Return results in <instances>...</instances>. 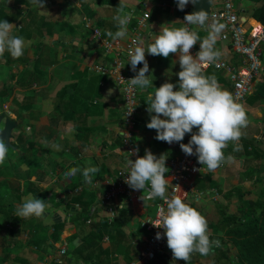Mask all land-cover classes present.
Here are the masks:
<instances>
[{
    "label": "crops",
    "instance_id": "obj_1",
    "mask_svg": "<svg viewBox=\"0 0 264 264\" xmlns=\"http://www.w3.org/2000/svg\"><path fill=\"white\" fill-rule=\"evenodd\" d=\"M145 1L125 0V11L132 12L127 35L113 40L106 32L118 30L113 17L120 0H45V9L33 6L31 0H0V21L12 23L10 35L22 37L25 42L20 58H13L8 51L0 56V67L6 72L0 93L8 96L4 106L8 102V112L20 122L19 143L14 148L18 154L10 159L9 156L4 171H0L4 183L0 188V264H58L62 248H67L62 264H131L145 247L148 232L142 223L155 216L160 199L149 201L145 207L140 199L143 190H135L132 199L103 201L109 180L127 167L122 139L125 102L112 75L91 70L94 65L111 63L114 58L100 41L93 39L92 33L100 30L116 48L123 50L138 20L148 11L150 17L139 29L145 47L164 26H189L201 38L207 35L203 28L183 22L185 15L193 12L190 2L181 11L175 2L147 0L145 8ZM222 4L223 0H214L212 8L220 9ZM237 4L248 24H262L247 14L251 3L237 0ZM224 31L226 28L215 48L221 51L220 58L240 67L242 56L233 50L230 41L222 39ZM199 47L198 41L191 53ZM146 59L152 84L143 90L139 88L136 140L144 153L150 150L157 157L166 154L167 159L181 156L180 143L159 141L155 138L156 130L146 126L151 119L146 111L147 95L165 82H172L174 90H179V54L165 58L146 52ZM141 67L143 64L138 65L137 72ZM204 74H214L221 88L233 94V82L226 71L210 69ZM71 83L74 85L58 98V92ZM245 105L248 125L241 129L240 140L229 142L224 149L225 157L230 155L232 159H225L214 172L207 170L195 178L196 190L202 193L199 200L183 186L181 198L195 204L207 219L210 240L215 242L207 256L193 253L190 264H239L237 257L229 260L234 259L235 247L225 234V229L236 221H222L227 215L240 218L249 203L256 207L255 211H260L264 204V180H256V176H264V101ZM196 131L194 128L193 132ZM190 136L191 133L186 134L182 143ZM237 143L240 150L235 151ZM89 166L99 168L91 184L84 181L82 174ZM166 166L168 193L172 179L167 160ZM74 167L81 171L66 176ZM28 198L44 201L42 216L24 220L15 216L17 206ZM126 206L130 217L126 223L114 225L116 214ZM145 264L188 262L174 260L167 248L165 254Z\"/></svg>",
    "mask_w": 264,
    "mask_h": 264
},
{
    "label": "clouds",
    "instance_id": "obj_2",
    "mask_svg": "<svg viewBox=\"0 0 264 264\" xmlns=\"http://www.w3.org/2000/svg\"><path fill=\"white\" fill-rule=\"evenodd\" d=\"M179 10L183 11L190 0H176ZM197 0H191L196 4ZM33 6L45 9V0H31ZM125 0H120L117 15L113 17L117 31H107L106 35L113 40L123 39L127 35V25L132 18V12H126ZM210 21V22H209ZM186 25L203 28L207 35L201 38L197 31L182 27H161L159 35L153 37V42L146 47L143 41L133 40L134 48L129 50V62L136 75L129 79L132 86H139L141 90L149 88L152 81L148 79L149 64L146 52L153 56L169 57L179 54L180 71L179 90H174L172 82H165L150 92L146 101V111L151 119L147 128L156 130V139L172 144L180 143L181 150L187 155H197L198 163L214 172L227 160L224 149L229 142H238L242 136V128L248 125L247 113L244 106L237 103L230 91L221 88L216 76L204 74V69L212 64L219 67L218 61L222 56L215 48L217 39L225 28L214 15L208 11L199 10L187 13L183 19ZM13 24L4 19L0 21V56L8 51L13 58H20L24 54V39L10 35ZM200 42L199 51L193 56L191 49ZM143 64L137 72V66ZM112 90H109L111 94ZM196 128L198 131L193 132ZM191 133L188 143H182L186 134ZM8 145L0 135V164H3L8 152ZM235 151L240 150L238 143ZM138 151V150H137ZM167 156L157 157L150 150L135 160L128 158L129 169L125 183L133 190H143L140 199L146 207L149 201L161 199L166 207L158 209V219L151 223L156 228H162L163 234L157 232L156 238L162 235L167 238V246L172 252L174 260H184L190 264L192 254L199 253L207 256L214 245L208 234L207 219L194 207L186 203L181 196L166 195L168 181L165 175ZM201 170V169H200ZM79 168H72L66 176H74ZM98 167L89 166L82 170L84 181L92 183L93 174ZM123 175V174H121ZM45 203L39 198H28L17 206L15 216L24 219L40 217L45 210Z\"/></svg>",
    "mask_w": 264,
    "mask_h": 264
},
{
    "label": "built area",
    "instance_id": "obj_3",
    "mask_svg": "<svg viewBox=\"0 0 264 264\" xmlns=\"http://www.w3.org/2000/svg\"><path fill=\"white\" fill-rule=\"evenodd\" d=\"M237 0H223L222 8L213 9L210 15H214L220 23L225 25L227 31L221 35L223 40L231 42L235 52L242 56V65L235 66L226 59L220 58L218 61L219 67L212 64L205 68L206 72L210 69H218L226 71L231 81L233 82V98L237 103L243 106L247 102L248 97L255 89V81L261 76L264 69L263 62V46H264V24L255 23L248 24L247 20L241 16L239 9L236 6ZM143 7H148L147 0L143 3ZM150 13L145 11L142 17L138 20V26L133 34L129 37L126 46L123 50L116 48L114 43L108 39L100 30H94L92 33L93 39L100 41L107 53H113L114 58L111 63L94 65L91 70L101 75H112L121 88L124 96V130L122 132L123 145L128 158L135 160L137 155L143 156L145 153L138 144L135 133L137 129V114L139 111V86H132L129 79L136 75L133 72L129 62V50L134 48L133 40L138 43L141 41L139 29L146 25ZM190 29V27L188 26ZM199 51L194 49L193 55ZM138 67V66H137ZM137 71V70H136ZM191 136L187 139L189 142ZM138 150V151H137ZM172 186L166 194L171 196H181L183 186L185 191L191 194L195 200H199L202 196L201 192L196 190L195 178L200 174L207 172L206 167L198 163L197 155H187L182 152L181 156L169 157L167 159ZM201 169V170H200ZM129 169L127 167L118 170L117 174L108 182V187L103 193V201L106 203L113 202L120 197L132 199L134 191L125 183V178ZM123 174V175H121ZM215 193H218L215 191ZM123 207V204H120ZM166 207L160 199L157 203V211L154 217L147 218L142 225L148 232V241L144 248L139 250L137 257L131 264H145L155 260L159 255H163L167 251V238L162 235L161 239L156 238L157 232L163 234L162 228H156L152 222L158 219V209ZM67 253V248H62L58 254L57 263L62 264L64 255Z\"/></svg>",
    "mask_w": 264,
    "mask_h": 264
},
{
    "label": "trees",
    "instance_id": "obj_4",
    "mask_svg": "<svg viewBox=\"0 0 264 264\" xmlns=\"http://www.w3.org/2000/svg\"><path fill=\"white\" fill-rule=\"evenodd\" d=\"M246 1L252 4L247 14L249 13L250 16L254 17L262 24H264V0H246ZM263 62H264V54H263ZM256 80H257V89L252 94H250V96L247 99V102L251 105L257 102L264 101V69L262 71L261 76L258 77ZM72 85L74 84L71 83L65 85L58 92V98H62ZM0 95H1L0 103L3 105L8 100V96H3L2 93H0ZM56 106L57 107L59 106V102L57 103ZM18 125H20V122L18 123ZM19 138H20V133L17 136L18 142H19ZM247 148L248 145H246V149ZM186 203L196 208L195 204L191 202H186ZM247 208L248 209L246 211L242 212L240 218L239 216H235V215H227L224 218L225 220L222 221L223 223H227V224L231 223L232 221H236V224L234 226L225 229L226 236L230 240H232L234 245L233 247H235L234 259H231L230 257L229 260L233 261L235 260V257H237L238 261L241 262L242 264H264V204L261 206L259 212L255 211L256 207L252 205V203H249ZM130 215L131 212L128 206L124 207L122 211L116 214L113 220V224L116 225L123 222L126 223V219H128ZM238 220L240 221L237 222ZM106 223H108V221ZM228 248L230 249V246H228Z\"/></svg>",
    "mask_w": 264,
    "mask_h": 264
},
{
    "label": "water",
    "instance_id": "obj_5",
    "mask_svg": "<svg viewBox=\"0 0 264 264\" xmlns=\"http://www.w3.org/2000/svg\"><path fill=\"white\" fill-rule=\"evenodd\" d=\"M176 2V0H158ZM191 3V0H190ZM214 0H197L196 4H192L193 11L205 10L211 14ZM18 126V120L12 116L7 110L0 112V135L5 139V143L12 147L11 138L14 136L13 131ZM17 147V146H14Z\"/></svg>",
    "mask_w": 264,
    "mask_h": 264
},
{
    "label": "rangeland",
    "instance_id": "obj_6",
    "mask_svg": "<svg viewBox=\"0 0 264 264\" xmlns=\"http://www.w3.org/2000/svg\"><path fill=\"white\" fill-rule=\"evenodd\" d=\"M151 2H154V1H150V3ZM238 4H237V1H236V6H237ZM6 76V72L4 71V68H2V67H0V86L3 84V81H4V77ZM0 102H1V95H0ZM246 107V105H244V108ZM7 110V111H10L9 109V104H8V102L6 103V106H4V104L2 105L1 103H0V112L1 111H3V110ZM246 110V109H245ZM18 127V126H17ZM19 130L17 129V128H15V130L13 131V133H14V136L11 138V142H12V144H13V146L12 147H8V152H7V156H6V158H5V161H4V163L3 164H0V171H4V169H3V166L6 164V161L8 160V157L9 156H11V157H9V159L10 158H12L13 157V155H15V154H18V153H15L17 150L16 149H14L15 147L14 146H17L18 145V140H17V136H18V134H19ZM34 135V133L33 132H31V136H33ZM17 144V145H16ZM253 144H255L254 142H253ZM8 167V166H7ZM263 167V174H264V165L262 166ZM9 168L10 167H8V170H9ZM18 172V171H17ZM261 172H262V168H261ZM258 176H260V174H257ZM2 178H3V175L0 177V188L1 187H3L4 186V183H3V181H2ZM259 179H261V180H264V176H262L261 178L260 177H257L256 176V180H259ZM16 185H18V184H16ZM263 189H264V187H263ZM261 200H264V196H262V199ZM248 208L247 207H245L244 208V210L246 211ZM257 212H259V208H257ZM239 264H242L241 262L239 263Z\"/></svg>",
    "mask_w": 264,
    "mask_h": 264
},
{
    "label": "flooded vegetation",
    "instance_id": "obj_7",
    "mask_svg": "<svg viewBox=\"0 0 264 264\" xmlns=\"http://www.w3.org/2000/svg\"><path fill=\"white\" fill-rule=\"evenodd\" d=\"M2 112V111H1Z\"/></svg>",
    "mask_w": 264,
    "mask_h": 264
}]
</instances>
